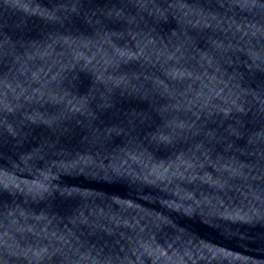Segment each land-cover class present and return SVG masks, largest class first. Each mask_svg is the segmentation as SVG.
Segmentation results:
<instances>
[{
  "label": "water",
  "instance_id": "95a60500",
  "mask_svg": "<svg viewBox=\"0 0 264 264\" xmlns=\"http://www.w3.org/2000/svg\"><path fill=\"white\" fill-rule=\"evenodd\" d=\"M0 264H264V0H0Z\"/></svg>",
  "mask_w": 264,
  "mask_h": 264
}]
</instances>
